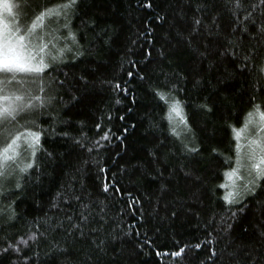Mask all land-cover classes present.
I'll list each match as a JSON object with an SVG mask.
<instances>
[{
    "label": "trees",
    "instance_id": "16d2710c",
    "mask_svg": "<svg viewBox=\"0 0 264 264\" xmlns=\"http://www.w3.org/2000/svg\"><path fill=\"white\" fill-rule=\"evenodd\" d=\"M64 2L26 0L30 7L24 10L25 22ZM149 2L152 7H145ZM243 3L255 22H247V33L233 31L237 22L226 0H78L67 23L83 55L75 56L73 46L54 70L41 74L45 92L33 85V94L51 101L17 123L9 122L0 135L3 147L8 134L25 130L21 125L42 133L35 166L24 174L15 171L6 184L12 191L6 199L0 196V209L15 201L17 214L11 224L0 226V249L8 246L5 237L15 243L30 231L43 234L21 246L20 253L0 254V264H264V188L243 204L229 206L221 199L225 190L218 187L235 165L232 126L242 127L253 97L264 107V75L258 72L264 65V7L259 0ZM244 14L240 12L241 18ZM197 18L202 24L193 35ZM65 22L54 18L47 25L50 32L60 29L63 37ZM57 44L63 47L62 41ZM246 55L250 61L242 60ZM242 63H248L247 70H241ZM116 83L127 92L114 90ZM165 85L176 86L175 95L184 102L195 133L189 146H198L199 153L186 152L161 119L166 107L152 89ZM201 104L212 111H204ZM105 132L111 138L100 140ZM30 159L27 152L22 162ZM113 174L119 195L102 191L104 176L112 179ZM17 178L22 191H15ZM137 198L141 203L132 204ZM85 204L91 208L85 210ZM229 207L237 213L235 219ZM81 212L89 215L83 236L67 219L80 223ZM213 215L215 221L205 229ZM222 216L230 229L219 227ZM45 220L51 227H35ZM137 230L147 233L153 246L140 249L137 245L145 237H137ZM101 241L102 251L96 247ZM186 244L181 257L156 255Z\"/></svg>",
    "mask_w": 264,
    "mask_h": 264
},
{
    "label": "snow or ice",
    "instance_id": "6c2138e0",
    "mask_svg": "<svg viewBox=\"0 0 264 264\" xmlns=\"http://www.w3.org/2000/svg\"><path fill=\"white\" fill-rule=\"evenodd\" d=\"M227 3L232 4L230 11L235 18L236 27L233 31L239 29L243 33L248 32L247 22L251 21L253 25L255 24L252 20L253 13L245 9L243 0H226ZM78 0H65L64 3L53 6L52 8H44L38 14L35 15L34 19L30 23H26L27 13L24 11L26 8L30 7L25 2L17 3L16 0H0V135L6 132L4 127L9 122L17 123L19 118L36 109L46 105V103L51 101V97H45L44 95H34L33 85L38 92H45V85L43 77L41 74L45 73L47 69H53L56 61L62 60L66 53L73 52V46H75V56L83 55V51L80 50L81 46L76 38V35L72 32L67 23L69 14L76 8ZM145 7H152L151 2L144 5ZM257 5H252L255 9ZM259 6L264 7V0H259ZM200 9H198L199 11ZM245 12L242 16L240 12ZM55 18L59 20L63 18L66 22L62 25L63 29L67 30V36H59L58 33L60 29H53L52 32H44L46 27L45 21L48 19ZM162 20L163 17H160ZM215 23V21H214ZM202 24L201 19L193 20L192 34L198 35L200 32V26ZM38 29L40 31H38ZM152 30L149 29V32ZM261 32H264V26L260 28ZM47 37V39H46ZM63 42V47H57L58 42ZM107 42V41H106ZM229 44H234L233 41H229ZM228 53L231 55H236V51L233 48H229ZM150 55V53H148ZM203 55V53H201ZM243 61H250L251 56H244ZM133 66L135 67L134 62ZM249 67L248 63H242L241 70H247ZM258 72L264 75V65L258 68ZM128 75L133 76V72H128ZM139 75V72H136ZM183 79V77H181ZM83 79V77H81ZM140 79H145L144 76L140 75ZM62 83V82H61ZM114 90H119L121 92H127V88H122L119 83L114 85ZM154 96L158 99V102H162L166 107L165 115L161 117L162 120H167L169 125V132L172 137L178 141L183 149L188 153H199L200 148L198 146H189L191 140L195 139V133L191 124L189 123L188 114L185 111L184 102L181 101L176 95V86L173 85L170 89L165 85L162 88L152 89ZM120 103L119 100L116 101ZM201 109L206 112H211L212 108L207 104L199 105ZM111 119V117H109ZM120 119H124L120 117ZM34 124V122H32ZM254 127L257 132L256 138L246 137L248 140L247 144L244 146L247 151H241V145L237 143L236 147V167L232 168L224 173L228 177V181L218 185L219 188L225 189V194L221 199L226 202L229 206H236L243 204V201L247 196L255 195V192L259 188H264V107L261 104L255 103V97H253V107L244 118V123L240 129L233 127V132L235 133V139L239 141L241 133H247L249 128ZM24 131L16 132L13 134H8V142L0 147V196L5 199L8 197L12 190L6 187V184L14 175L15 171L24 174L27 173L29 169L33 168L36 164V153L41 150L40 140L41 132L31 131L24 125H21ZM100 126L97 125V128ZM109 132H105L100 140H109ZM25 145L26 148L30 149L31 159L29 162L24 163L20 161L21 156V143ZM83 147L82 141H77ZM95 145H99L100 141H95ZM87 151H93V148H87ZM216 151L215 149L213 150ZM219 154V153H218ZM50 156L51 153H48ZM226 162H230L229 158H226ZM15 164L16 168H11V165ZM243 170L246 173V178L239 176L240 171ZM100 172L103 174L107 173V169L101 168ZM115 174H113L112 179H108L104 176L102 180V191L108 193L110 190L115 194H120V188L114 179ZM234 177H239L243 181L242 186L237 184ZM15 191H22L23 185L20 183V179L17 178L15 182ZM129 195H131L129 193ZM59 196V194H58ZM79 200L80 197H75ZM15 201H11L5 208L0 209V226L3 224H11V222L17 219V214L13 207ZM103 203V202H101ZM140 200L134 199L132 204H140ZM85 210L91 208L90 204H85ZM133 212L135 209H131ZM231 212V207L227 209ZM243 211V208H240ZM175 216V213H172ZM237 213L231 212V219H235ZM68 221L71 223L72 230L78 231L81 236L84 235L83 224L89 221V215L85 212L80 214V223H73L72 217H67ZM140 220L143 222L144 217L141 214ZM215 221V215L210 218L209 224L205 225L207 229L211 223ZM41 223L46 227H51L48 222L38 221L35 223V227L39 229ZM63 222H61L62 225ZM231 223H229L223 216L219 221V227L222 229H230ZM135 225H128L129 229L135 228ZM92 231H97L93 229ZM71 234V232L69 233ZM132 233L125 232L126 236H130ZM136 236L139 237L143 235L145 239L142 243L137 246L140 249L145 247L153 246V241L147 237V233H141L139 230L136 231ZM39 235H43L40 233ZM37 232L30 231L27 238L21 236L15 243L7 241L5 237V242L7 247L0 249V254L8 252H21V246L27 247L30 241H37L39 238ZM209 237L212 236V232L208 233ZM100 244L96 247L101 251L103 248ZM206 243H213L212 239H207ZM189 245H184L180 247L179 251L172 253H161L156 252L157 256L161 255H171L173 257H181ZM193 247L200 249L202 244H195ZM215 249L212 250V255H215Z\"/></svg>",
    "mask_w": 264,
    "mask_h": 264
},
{
    "label": "rangeland",
    "instance_id": "374dc122",
    "mask_svg": "<svg viewBox=\"0 0 264 264\" xmlns=\"http://www.w3.org/2000/svg\"><path fill=\"white\" fill-rule=\"evenodd\" d=\"M52 19H54V18H52ZM48 21H49V19L45 21L46 27L44 29V32H50V29H49V27L47 25L48 24ZM38 31H40V30L38 29ZM46 39H47V37H46ZM256 136H257L256 129L254 127H251V126H250V128H249V130H248L247 133H241L240 139H239V141H237V143H239L241 145V151H242V153L245 152V151H247V149L244 147L247 144V142H248V140L246 139V137L256 138ZM27 152H28V155H30V149H27L25 147V145L23 144V142H22L21 143V156L19 158L20 161L23 160V158L25 157V155H26ZM28 162H29V160H28ZM235 167H236V164L234 165L233 168H235ZM11 168H14L15 169L16 168V165L15 164H12L11 165ZM239 176H242V177H245L246 178V173L243 170H241L240 173H239ZM234 179H236L237 184H240L242 186L243 181H241L239 179V177H234ZM226 181H228V177L227 176H225V181L224 182H226Z\"/></svg>",
    "mask_w": 264,
    "mask_h": 264
}]
</instances>
